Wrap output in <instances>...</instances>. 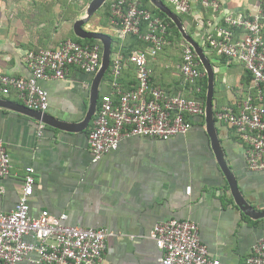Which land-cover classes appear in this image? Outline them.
Here are the masks:
<instances>
[{"label": "crops", "instance_id": "1", "mask_svg": "<svg viewBox=\"0 0 264 264\" xmlns=\"http://www.w3.org/2000/svg\"><path fill=\"white\" fill-rule=\"evenodd\" d=\"M217 1V18L199 0L192 2L188 27L193 26V35L200 43L204 42L207 22H215L226 13L255 12L259 7L258 0ZM84 3L85 0L75 4L71 0H0V73L29 77L25 53L56 48L62 40L71 38L73 20L82 15L88 4ZM84 28L111 38L110 64L99 83L95 113L86 127L72 129L89 109L98 71L89 73L74 66L65 79L38 82L48 93L45 112L69 129L0 107V139L10 157L9 172L0 179V212H10L16 206L26 168L32 167L31 215L47 210L53 216L66 214L64 222L70 225L105 227L115 232L107 240L101 264H162L161 250L148 234L156 223L171 218L194 221L201 242L220 264H246L253 246L264 236V218L245 215L233 201L210 146L204 116L194 117L185 134L166 140L124 137L116 150L92 161L87 134L101 96L111 92L110 67L121 46L116 47L115 26L104 10L95 12ZM127 37L121 40L125 49L130 48ZM97 41L102 55V43ZM179 47L182 45L168 41L157 55L148 56L147 65L154 85L187 97L190 93L179 71ZM214 60L218 83L214 86V108L238 109L249 90V86L242 85L246 70L235 61L222 63L218 57ZM118 82L122 90L135 86L132 63H124ZM0 98L22 104L14 91L7 95L0 92ZM215 125L240 193L253 208L264 210V171L247 167L246 145L231 127L217 121ZM21 264L37 263L23 260Z\"/></svg>", "mask_w": 264, "mask_h": 264}, {"label": "built area", "instance_id": "2", "mask_svg": "<svg viewBox=\"0 0 264 264\" xmlns=\"http://www.w3.org/2000/svg\"><path fill=\"white\" fill-rule=\"evenodd\" d=\"M174 12L191 14L193 0H166ZM111 22L116 36L124 39L137 35L147 43L143 51L128 57L135 69L136 84L122 90L118 76L123 69L122 56L112 59L111 92L100 98L97 115L87 134V143L96 162L103 154L116 150L122 138L142 136L166 140L185 134L194 117L204 116V100L171 94L151 81L148 56H155L168 43L167 23L139 5L137 0H109ZM217 18V0H199ZM262 0L255 12L222 14L215 22H207L204 43L209 50L229 61H235L251 75L249 90L238 109L225 106L214 112V118L234 128L246 144L247 167L264 171V8ZM145 28L142 31V28ZM24 61L29 77L0 73V92L14 91L28 108L46 111L48 93L40 80L65 79L70 67L95 73L101 64L98 43L80 44L68 37L56 48L28 50ZM180 75L189 92H200L205 76L194 49L187 43L181 48ZM115 96L117 99L115 100ZM10 168V157L0 139V179ZM33 168L27 167L23 189L10 212H0V264H21L31 260L37 264H101L107 240L115 232L105 227H82L64 222L66 214L51 215L42 210L33 216L29 198L33 190ZM161 250L162 264H220L210 256L201 242L196 223L189 219L171 218L156 223L149 232ZM246 264H264V236L259 238L245 260Z\"/></svg>", "mask_w": 264, "mask_h": 264}, {"label": "water", "instance_id": "3", "mask_svg": "<svg viewBox=\"0 0 264 264\" xmlns=\"http://www.w3.org/2000/svg\"><path fill=\"white\" fill-rule=\"evenodd\" d=\"M106 1L107 0H90L84 8L82 15H79L77 18H75L72 23V30L75 36L81 39L99 40L102 43L101 64L93 79L89 109L87 110L84 119L79 124H75V127L72 128L76 130L83 129L84 127H86L87 123L94 115L98 98L99 83L102 80L103 75L110 64V36L102 32L87 30L84 28V25L91 19L93 14L105 4ZM149 2L152 4V6L163 12L174 23L185 43L189 44L194 49V52L205 71L207 78L206 95L204 100L205 130L209 137L210 146L212 148L218 166L222 171L225 180L228 183L229 191L231 193L233 201L245 215L254 219L264 218V210H256L255 208H253L244 198V196L240 193L235 175L229 167L228 161L223 152V148L217 136L213 103L215 86L214 66L212 65L209 57L206 55L201 44H199V42H197V40H195V38H193V36L189 34L184 22L181 20V18L176 12L169 8L163 2V0H149ZM0 107L26 113L34 119L56 128L69 129L66 124H63L59 120H55L45 111L34 110L26 107L23 104L11 102L3 98H0Z\"/></svg>", "mask_w": 264, "mask_h": 264}, {"label": "trees", "instance_id": "4", "mask_svg": "<svg viewBox=\"0 0 264 264\" xmlns=\"http://www.w3.org/2000/svg\"><path fill=\"white\" fill-rule=\"evenodd\" d=\"M73 4L77 3V0H71ZM90 0H85V3H84V6L89 2ZM139 2V5L143 8H146L148 9L149 11H151V13L154 15V16H158L160 17L163 21H165L168 25L167 27V40L172 42V43H178L179 45H183L185 44V41L182 39L180 33L178 32V29L176 28V26L174 25V23L163 13L161 12L159 9L155 8L154 6H152V4L149 2V0H137ZM163 2L169 7L171 8L173 11H174V8L173 6L168 3L166 0H163ZM262 7L264 8V0H262V3H261ZM104 12L105 14L110 17L111 19V12H110V2L109 0H107L104 4ZM207 11H210L209 9ZM179 15V17L181 18V20L184 22L185 24V27L187 28V31L189 32L190 35L193 36V38H195V36L193 35L194 34V28H190L188 27V23H190V17L189 15H186V14H180V13H177ZM210 14V13H209ZM145 28L143 27L142 28V31H144ZM71 38L73 40H75L76 42L80 43V44H94V43H98L97 40H94V39H81L77 36L74 35V33L72 32L71 33ZM127 39H129V43H130V48H127L125 49L124 48V45H121V40L120 38L116 37L115 38V42L117 43L116 44V47H119V45L121 46L120 48V55L122 56V61L123 63H128V57L132 54L133 51H143L146 49L147 47V43H145L143 40H141L137 35H128ZM195 40H197L195 38ZM199 42V41H197ZM200 43V42H199ZM201 46L204 48V51L205 53L207 54V56L209 57V59L211 60L212 64L214 65V62L212 61L214 58L213 57H218L220 59V61L223 63L224 61L228 60L226 57L224 56H217L214 52H212L211 50H209L208 46L204 43V42H201L200 43ZM131 49H135V50H131ZM216 55V56H215ZM198 60V58H197ZM199 61V60H198ZM199 67L200 69L204 71L202 65L200 64L199 62ZM216 76H218V74L216 73ZM217 79V78H216ZM215 79V85H216V80ZM251 75L246 71L243 79H242V85L244 88H247L251 82ZM181 80L183 82V78L181 76ZM186 85V89H189V85L184 83ZM200 86H201V91L200 92H195V91H190V95L187 96L188 98H192V97H198V98H201L202 100H205V95H206V87H207V78H206V74L205 76L201 79L200 81ZM133 88V87H132ZM189 91V90H187ZM116 98V97H115ZM117 99V98H116ZM115 99V100H116ZM220 108L218 107H215L214 108V112H216L217 110H219ZM203 117V116H202ZM216 121V120H215ZM228 126V125H227ZM230 127V126H229ZM232 128V127H231ZM234 130V128H232ZM235 131V130H234ZM238 136V135H237ZM238 139L243 143V140L241 138H239L238 136ZM246 145V144H245Z\"/></svg>", "mask_w": 264, "mask_h": 264}, {"label": "rangeland", "instance_id": "5", "mask_svg": "<svg viewBox=\"0 0 264 264\" xmlns=\"http://www.w3.org/2000/svg\"><path fill=\"white\" fill-rule=\"evenodd\" d=\"M103 9H104V5H103L98 11L100 12V11H102ZM179 46H181V45H179ZM179 51H180V53H181V48H180V47H179ZM213 58H214V57H213ZM213 61L216 62L217 60H214V59H213ZM216 86H218L217 81H216Z\"/></svg>", "mask_w": 264, "mask_h": 264}]
</instances>
